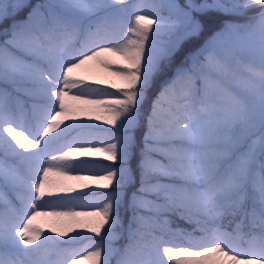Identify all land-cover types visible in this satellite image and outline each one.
Masks as SVG:
<instances>
[{
  "label": "snow or ice",
  "instance_id": "1",
  "mask_svg": "<svg viewBox=\"0 0 264 264\" xmlns=\"http://www.w3.org/2000/svg\"><path fill=\"white\" fill-rule=\"evenodd\" d=\"M124 3L44 0L33 6L28 0H0V23L13 19L0 43V82L22 79L29 85L23 91L32 98L19 113L0 102V264H52L32 259L49 243L65 245L59 254L70 264H80L81 256L91 264H101L103 256V264H110L114 253L117 264H264V0H169L162 5L167 17L143 12V6L119 7ZM25 9V19L16 21ZM210 13L252 15L242 40L225 42V36L239 35L227 25L177 70L153 102L140 186L129 202L132 215L124 229L120 210L124 189L134 181L131 133L140 109L154 76L183 41L202 32V17ZM117 60L124 64L115 70L121 83L111 86L123 89L122 98L106 99L115 94L83 86L78 79L90 62L110 69ZM76 88L80 91L70 95ZM88 95L93 98H82ZM97 111L117 129L106 147L72 135L91 125L61 129L64 121L93 118ZM21 115L34 121L28 135L23 125L13 127ZM94 151H103L117 165L93 174L104 181L100 187L112 189L103 194L99 210L76 211L75 198L46 200L74 190L53 187L54 166L57 174L80 170L72 158ZM55 208L66 210H46ZM41 217L61 223L52 229L60 237L86 227L103 238L86 254L71 248L78 237L56 241L45 236L37 244L43 232L34 223ZM169 217L194 225L192 231L200 235L185 232L188 243L166 246L165 235L174 231ZM117 229L126 240L120 251L111 243L121 238ZM234 237L245 240L248 249H233L229 241ZM145 239L152 249L141 256ZM153 251L159 259L152 258Z\"/></svg>",
  "mask_w": 264,
  "mask_h": 264
},
{
  "label": "rangeland",
  "instance_id": "2",
  "mask_svg": "<svg viewBox=\"0 0 264 264\" xmlns=\"http://www.w3.org/2000/svg\"><path fill=\"white\" fill-rule=\"evenodd\" d=\"M6 2L11 3L13 2V0H6ZM44 0H36L35 5L41 4L43 3ZM169 2V0H125V3L123 5H119V7H130V11L134 10L131 6H143V12H148V13H152V12H158L159 15L167 17L169 15L168 13V9L166 7H163L162 5H165ZM180 2V1H179ZM225 2L230 3L231 0H225ZM29 3V0H28ZM153 3H156L158 5H161V7L158 8H153L151 7V5ZM183 3V0L182 2ZM252 15V13H249L247 16L250 17ZM238 16L241 18H238ZM26 17V16H25ZM149 19H154V16L149 15L148 17ZM25 19V18H24ZM23 19V20H24ZM23 20H16V21H23ZM249 18H247L244 15H237L236 19L233 20H229L226 22L225 26L214 31L211 36L207 39V41H209L210 39H212L217 33L223 31L225 29V27L227 25H233L237 28V31L239 33L238 36H225L224 40L225 42H231V41H235V40H242L243 39V29L244 26L248 23ZM13 20L9 21V24L6 27H2V32L6 33L7 30L10 29V26L12 25ZM155 27V25L153 26ZM135 38V37H133ZM4 41V39H0V43H2ZM206 41V42H207ZM205 42V43H206ZM205 43L199 47L197 49V51L202 48ZM197 51H195L192 55H194ZM13 54H17V53H13ZM191 55V56H192ZM190 56V57H191ZM24 59H29L27 57H23ZM113 60H115L116 58H111ZM124 64L120 61H116L112 68H105L102 64H99L97 62H90L89 64L85 65L82 69H80V71H86V73L89 74H97V80L104 84L102 86H96L93 87V89H100L103 92H109V93H114L115 96L114 97H105L106 99H112V98H122L120 96L121 91H123V89H121L120 87H116L113 88L111 85L112 84H116V85H120V79L117 75H115V70L117 68H123ZM1 83V82H0ZM3 83L9 84L8 87L3 88L1 87L0 84V89H3L5 91V95L3 97H0V102H3L4 104L7 105H11L13 107H15L19 113L20 108H27L30 106L31 102H32V98L28 95L25 94V92L23 91L26 87H29V85H27L22 79L17 80L16 82H10V81H5ZM80 91V88H78L77 90H75V92ZM89 97L93 98V96L88 95ZM87 97V96H86ZM106 115V113H102V118L100 119L99 122L94 123V125L98 126L99 128H101L100 130H98V133H89L86 131L80 132V133H76L73 132L72 135L73 136H80L81 139L89 141L91 143L97 144V145H102L104 147H106V144L108 141H111L114 139V133L117 132V129L114 128L112 125L109 124H105L103 117ZM67 124H76L74 120H66L63 122V124H61V129H63V127ZM18 125H23L24 130H25V135H28L29 132L34 131L35 130V126H34V121L31 119V117L28 116H24L21 115L20 119L13 124V127H17ZM19 130V129H18ZM59 131V130H58ZM56 133H50L49 135H55ZM132 135V133H131ZM10 139V138H9ZM47 139V137L45 138ZM41 147H43V145H41ZM243 148L241 147L240 149H238V151H242ZM33 151H39V149H35ZM143 148L140 150V154H142ZM0 156H3L2 153H0ZM88 157H93L96 158L97 161L96 162H80L77 161V163H73V164H78L81 165L80 170H69V171H63L59 174L56 173V167L54 166L53 168V172L54 174L51 175L49 177V180L51 182V184L53 185V187L55 188H63L64 186L67 187H71V186H78L80 187L82 190L84 191H88L90 192L88 195L85 196H79L74 194V196L72 198H75V208L74 210L76 211H98L99 208L96 207L98 205H100L103 202L104 199V195L105 193H109L112 191L111 188H103L100 187V185H102L104 183L103 180H101L99 178V176H95L93 177L94 173H99V174H106V168L108 167H116V163H114L113 161L107 160L105 159V155L103 153V151L101 152H93L92 154H88L86 155ZM4 159L7 162H10L9 158L4 157ZM140 160H141V155H140ZM118 163V162H117ZM139 165H140V161H139ZM76 176H80V177H93V178H88V179H74V177ZM140 184L135 187V191L139 188ZM100 192V194H96V192ZM134 191V192H135ZM132 192L129 196V202L133 196ZM60 193H63V191H58L55 192L53 196L48 197L46 196L45 199L46 200H59V199H67L65 198V196H60ZM68 199H71L70 197H68ZM46 210H66V209H60V208H55V209H46ZM131 209L130 207L128 208V212H126V216L125 218L121 217V224L123 225V228L126 229L128 222L131 218ZM172 220V224H171V228L174 230L172 234H168V235H175L176 237H178V239L180 240V244H186L188 243V240L186 239L185 235L183 233L187 232V233H192V235L194 236H199L200 233L199 232H193V228L194 225L187 223L186 221H183L184 223H186V225H184L183 223H177L175 219H172V217H169ZM50 224H53L55 226H61V223L56 221L53 218H48ZM85 219H90V218H85ZM34 227L39 228L42 232L43 235L41 236L40 241H37V244H40L44 241V237L45 236H50L53 238V240L56 241H65V240H69L72 237H78L77 240H79L80 243H73L71 245V248L73 251H76L78 253H82V254H86L85 252H87V250L94 244L100 242L103 238V234L101 236H96L95 233L89 232L87 230L86 227H83L85 229V232L89 233L90 235L95 236L96 238H85L84 240L79 239V235H74L71 238L68 237H60L59 235H56L55 232L52 231L50 225L49 227H40L36 225V222L34 223ZM176 229H180L183 231H175ZM118 232H121V238H118L114 241H112V247L118 251L122 250L123 247L125 246L126 240L124 238L125 233L123 232L122 229H117ZM168 235H165L164 239L165 241L168 240ZM231 247L233 249L239 250L241 252L245 251L248 249V244L245 240L239 239V238H232L230 241ZM166 246H168L166 244ZM21 247H23V245H21ZM32 247H36L35 245H33ZM66 246L63 244H53V243H49L47 245V248L42 250L38 255L33 256L32 259L34 260H38V259H47L49 261L52 262V264H70V261H68V259L62 255L59 254L60 250L64 249ZM150 249H152V244L151 241L148 239L142 240L140 247L138 249L139 254L141 256H146ZM231 254V253H230ZM152 258L153 259H159V256L156 254V252H152ZM103 259L104 257L102 256L101 258V264H103ZM110 264H117V261L119 259V255L114 253L110 258ZM165 261H167V257L163 258ZM80 264H91L90 261L84 260L83 257H80Z\"/></svg>",
  "mask_w": 264,
  "mask_h": 264
},
{
  "label": "trees",
  "instance_id": "3",
  "mask_svg": "<svg viewBox=\"0 0 264 264\" xmlns=\"http://www.w3.org/2000/svg\"><path fill=\"white\" fill-rule=\"evenodd\" d=\"M182 2V0H179ZM36 0H29V4L35 6ZM28 9H25L23 12H20L17 16H15V20H23L25 16L27 15ZM246 16V15H244ZM249 18L248 16H246ZM237 15H223L219 13H210L204 17H202V23L204 25V28L202 32L193 38L187 39L183 41V43L180 45L179 49L176 51L174 56L172 57L170 62H165L164 66L162 67L161 71H159L153 78V83L150 89L148 90L146 94L145 101L143 103V106L140 109V115L139 120L137 123L136 128L132 131L133 136V146L131 149V155L129 159V168L134 176V181L132 184L128 185L123 192V200L120 210V216L125 218L126 212H128L129 208V196L132 192L135 191V187H137L140 184V167H139V161H140V150L144 148V137L147 132L148 128V118L151 114V108L153 102L156 100V98L159 96L160 91L164 87V85L171 81L175 75L178 69L184 67L186 63L189 62L190 56L197 51L199 47H201L207 39L211 36V34L224 27L226 22L229 20L236 19ZM238 18H240L238 16ZM241 19V18H240ZM13 19L5 20L4 22L0 23V39H5V33L2 32V27H6L9 24V21ZM97 74H89L86 73V71L82 72L79 70L78 79L83 80V86H89L91 88L96 86H102L104 84L100 83L97 80ZM1 87L6 88L9 86V84L1 82ZM73 89L70 92L71 94L75 93V90ZM83 99H92L89 96L82 97ZM103 111H97L94 113L93 118H89L88 116H81L78 119L74 120L76 124H86L91 125L92 127L89 129H86L84 131L89 133H98L99 128L98 126L94 125V123H97L100 121V119H96L95 116L99 115L102 117ZM77 161L80 162H96L97 159L93 157H88L86 155H77L72 158V163H77ZM63 188H69L67 186H64ZM70 188L74 189L71 192H64L60 193V196H65V198L68 199V197L72 198L74 194L79 196H85L88 195L90 192L82 190L78 186H71ZM96 194H100V192H96ZM172 219H175L177 223H183L186 225V223L183 222V220H180L176 217H172ZM36 225L43 227H51L53 228H60L61 226H55L53 224H50L48 218L41 217L36 221ZM56 235H58L55 232ZM74 235H79V239L84 240L85 238H96L93 235H90L89 233L85 232V229L83 227H78L74 232H70L68 234V238H71ZM167 245H182L180 244V240L175 235H168V240L166 241ZM75 243H80L79 240H77ZM86 253V252H85Z\"/></svg>",
  "mask_w": 264,
  "mask_h": 264
}]
</instances>
